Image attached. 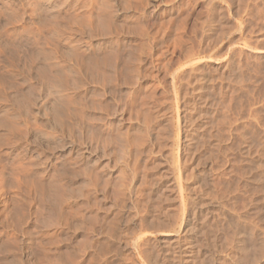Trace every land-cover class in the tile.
Instances as JSON below:
<instances>
[{
	"label": "rangeland",
	"instance_id": "obj_1",
	"mask_svg": "<svg viewBox=\"0 0 264 264\" xmlns=\"http://www.w3.org/2000/svg\"><path fill=\"white\" fill-rule=\"evenodd\" d=\"M183 260L264 264V0H0V264Z\"/></svg>",
	"mask_w": 264,
	"mask_h": 264
},
{
	"label": "bare ground",
	"instance_id": "obj_2",
	"mask_svg": "<svg viewBox=\"0 0 264 264\" xmlns=\"http://www.w3.org/2000/svg\"><path fill=\"white\" fill-rule=\"evenodd\" d=\"M30 8H31V7H30ZM12 10H13V9H12ZM30 10H32V9H30ZM10 14H11V13H10ZM34 16H35V15H34ZM36 17H37V16H36ZM31 33H32V32H31ZM40 33H41V32H40ZM16 35H17V34H16ZM14 41H15V40H14ZM12 50H13V49H12ZM61 75H62V74H61ZM65 75H66V74H65ZM111 80H112V79H111ZM55 193H56V192H55ZM46 202H47V201H46ZM174 228H175V227H174ZM177 228H178V227H177ZM177 228H175V229H177ZM175 229H174L173 231H176ZM178 232H179V231H178ZM176 233H177V232H176ZM174 234H175V232L169 233V235H174ZM177 234H178V233H177ZM176 236H177V235H176ZM177 238L179 239L178 236H177ZM178 239H175V240H178ZM173 240H174V239H173ZM181 240H182V239H181ZM184 240H185V239H184ZM182 241H183V240H182ZM182 241H181V242H182ZM177 242H178V241H177ZM181 242H178V243H181ZM183 242H184V241H183ZM172 243H174V242H172ZM175 243H176V242H175ZM178 243H176V244H178ZM188 243H189V242H188ZM181 244H182V243H181ZM183 245H184V243H183ZM186 245H187V244H186ZM188 245H189V244H188ZM175 246H177V245H175ZM178 246H180V245H178ZM189 246H191V245H189ZM185 247H188V246H185ZM185 247H184V248H185ZM178 248H180V247H178ZM184 248H183V249H184ZM190 248H192V247H190ZM183 249H182V250H183ZM182 250H181V251H182ZM188 250H190V249H188ZM191 250H192V249H191ZM181 251L179 252V250H178L177 252L181 254ZM185 251H187V250H185ZM192 253H193V252H192ZM182 255H183V252H182ZM186 255H187V254H186ZM189 255H190V253H189ZM191 256H192V255H191ZM185 258H186V256H185ZM185 258H184V259H185ZM187 258H188V257H187ZM187 258H186V259H187ZM189 258H190V257H189ZM189 258H188V259H189ZM188 259H187V260H188ZM184 261H185V260H183V262H182L183 264H184ZM189 261H190V260H189ZM188 263H189V262H188ZM185 264H187V263H185Z\"/></svg>",
	"mask_w": 264,
	"mask_h": 264
}]
</instances>
